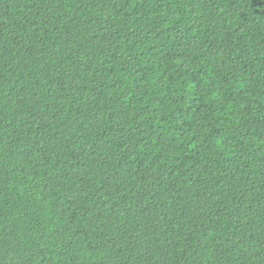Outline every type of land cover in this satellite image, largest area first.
Masks as SVG:
<instances>
[{
	"label": "trees",
	"instance_id": "1",
	"mask_svg": "<svg viewBox=\"0 0 264 264\" xmlns=\"http://www.w3.org/2000/svg\"><path fill=\"white\" fill-rule=\"evenodd\" d=\"M0 264H264V0H0Z\"/></svg>",
	"mask_w": 264,
	"mask_h": 264
}]
</instances>
